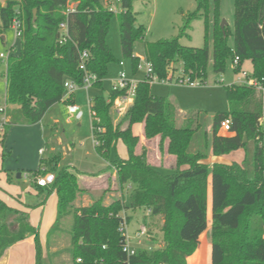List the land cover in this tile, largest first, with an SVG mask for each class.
Wrapping results in <instances>:
<instances>
[{
  "label": "trees",
  "instance_id": "1",
  "mask_svg": "<svg viewBox=\"0 0 264 264\" xmlns=\"http://www.w3.org/2000/svg\"><path fill=\"white\" fill-rule=\"evenodd\" d=\"M118 1L121 55L131 60L136 71L134 46L144 40L145 28L137 23L132 0ZM195 1L196 9L187 16L180 37L192 20L202 19L204 46L186 47L179 38L145 42L144 57L153 73L164 79L180 68L190 80L203 84L209 63L214 73L222 74L227 60L238 58L235 72L250 61V78L261 89L239 84L226 86L228 110L214 115L210 137L200 132L199 116L191 112L184 114L177 125L176 108L170 100L153 96L146 78L137 83L132 101L120 116H115L112 107L124 91L111 89L107 97H93L91 111L95 116L90 124L96 129L93 137L99 142L94 151L107 163V170H115L117 189L129 187L128 204L118 198L106 205L99 198L87 206L75 207L83 190L76 171L59 167V155L40 159L37 170L29 171L33 177H54L45 189L33 183L38 190L57 195L56 220L48 235L58 230L61 219L73 216L71 264H187L209 225L213 264H264V0H234L231 33L228 28H220V0ZM111 15L110 7H102L99 0H76L73 11L68 9V0H6L0 4V41L4 42L2 34L15 19L21 30L19 50L8 52L1 74L5 79L9 127L39 123L49 108L64 100V82L81 84V51L88 52L86 68L97 77L93 87L102 88L108 65L118 62L106 42ZM61 23L66 24L67 39L63 43ZM72 96L64 100L67 105L73 103ZM226 119L230 120V128L223 133L220 123ZM135 125L142 126L146 141L158 139V150L174 157L170 174L150 165L148 149L133 133ZM3 144L4 139L0 147ZM118 144L125 148V159L116 152ZM239 150L244 154L241 164L202 162ZM6 154L1 153L2 161ZM7 182L10 183V174ZM128 210H142L147 217L161 219L162 238L157 248L139 249L127 257L122 249L125 237L118 228L123 214L127 224L131 221L126 215ZM145 220L141 222L145 224ZM27 238H33L34 264H49L39 241V230L30 224L28 214L0 200V259ZM192 262L195 264V258Z\"/></svg>",
  "mask_w": 264,
  "mask_h": 264
},
{
  "label": "rangeland",
  "instance_id": "2",
  "mask_svg": "<svg viewBox=\"0 0 264 264\" xmlns=\"http://www.w3.org/2000/svg\"><path fill=\"white\" fill-rule=\"evenodd\" d=\"M6 0H0V4H4ZM219 16L220 21L225 22L224 28H228L229 32L233 31L234 25V0H220ZM102 7H110L112 11L108 34L106 37L107 45L118 62L108 65L107 75L102 80V88L98 89L91 87L87 92L84 88L79 87L72 96L73 103L80 108L82 116L80 119H72L68 121V114L66 110L67 104L63 101L57 103L47 110L42 120L39 122L41 147L43 149L42 159H47L52 155L60 156L59 167H69L77 172V174L96 173L103 169L108 172L105 167V162L98 157L94 151L93 138L91 133V124L89 117V106L87 98L91 100L95 96L102 95L107 97L112 89L114 81L117 79L120 72H124L128 79L134 81H142L145 78L143 70L144 58V43H153L160 40H170L179 38V43L186 47L202 48L204 46V21L202 19H194L189 23V27L185 31V35L180 37L187 21V16L193 13L196 9L195 0H132V10L136 16L137 23L145 28V37L142 42H138L134 46L133 55L138 58L136 64V71H133L132 62L130 59H125L121 55L120 39H119V13L121 11L118 0H99ZM76 0H68V9H74ZM221 24V23H220ZM4 42L0 41V54L6 56L12 49L15 52L19 50V38L16 36V29L12 25L2 34ZM228 44L232 45V37L228 36ZM122 62L123 66L119 63ZM141 64V65H139ZM242 65V71L249 72L250 61H245ZM141 68V69H140ZM5 71L4 61L0 63V104L4 102L5 98V79L1 76ZM179 72L177 68L172 76H176ZM169 74V75H170ZM187 80V79H185ZM237 74L234 72L233 63L228 59L225 64V71L222 74H216L212 71L209 63L206 69V81L198 86L163 84L160 81L150 83V92L155 97H163L171 101V104L186 114L191 112L197 117L198 123L201 125L200 132L208 133L210 137L213 118L216 113L226 112L228 104L226 101L225 87L230 85H238ZM263 109H262V128L264 131V91H263ZM70 100L66 98L65 100ZM113 113L115 116H120L121 112L113 105ZM184 114L177 112V125ZM134 131L139 132V125L134 126ZM16 137L14 144H12V153L6 152V159L10 158L12 163L19 168L30 169L35 168L38 160H35V143H37L38 136L34 138L27 137L23 134L24 130L21 126L16 127ZM224 133V132H223ZM262 146L264 147V132L262 137ZM148 148V161L151 166L159 168L163 174H170L173 171L174 160L170 159L164 152L158 150V139L144 143ZM144 146V145H143ZM122 145L119 144L116 152L119 155L122 153ZM2 147H0L1 154ZM9 151V150H8ZM124 152V151H123ZM211 157L202 161L210 164ZM1 164V157H0ZM97 173L95 177L103 175L104 172ZM112 171V169H111ZM22 173V179H17V174H10L11 187H15L19 192H23L30 184H33L34 178L29 172ZM28 177L24 179V175ZM79 176V175H78ZM38 177V176H37ZM82 177V175H80ZM116 188L114 189V187ZM114 189V190H113ZM90 196L102 198L104 204L111 203L118 198H124L125 204H128L130 190L125 186L122 190L117 189V183L109 180L105 186L94 192ZM78 197V196H77ZM209 199V224L211 223L210 210V195ZM78 203L74 202V205ZM76 207V206H75ZM32 209V208H30ZM131 221L127 225V235L130 238V247L134 250L157 248L160 245L162 233L160 231L162 221L160 218L147 217V212L142 210H128ZM146 218V223L141 221ZM73 223V216H67L59 222L58 230L70 238L71 227ZM144 226L146 229L145 237L138 238L136 232L139 227ZM29 249L20 251L21 255L18 260L13 259L9 264H33L28 258L27 253ZM19 255V253H18ZM67 257V256H66ZM15 259V260H14ZM49 260V259H48ZM66 264H71V258L62 261Z\"/></svg>",
  "mask_w": 264,
  "mask_h": 264
},
{
  "label": "crops",
  "instance_id": "3",
  "mask_svg": "<svg viewBox=\"0 0 264 264\" xmlns=\"http://www.w3.org/2000/svg\"><path fill=\"white\" fill-rule=\"evenodd\" d=\"M244 65L245 64H243V66ZM249 67H250L249 69L250 71L248 73H251L252 72L251 63ZM177 112L178 114L181 115L184 114V112H181L180 109H178ZM17 126L22 127L21 129L24 130L23 134L27 137L35 139V137L38 136L37 139L38 142L35 143V146L37 144V147L35 149V155H36L35 160H38V164L35 168L23 169L16 167L12 163V160L10 158L5 159L4 161L1 160L0 200L4 202L7 206L26 212L28 214L30 224L33 227L38 228L39 230V241L43 249L44 258H47V260L49 259L48 260L49 264H66L63 263L62 261L66 260L67 258L68 259L71 258L69 252L71 247V236L69 238L63 233L62 230H57L51 233L50 235H48L50 229L53 227L56 220V214H57L56 193L48 192L46 190L43 191L38 190L32 183L30 184L29 188L27 187L21 193L18 191L17 188L11 187V185L7 183L8 173H11L13 175L20 174L19 179H22L23 178L22 173H18V172H29V171L37 170L39 166V160L42 159L41 157L43 156V149L40 143L41 135H40L39 123L31 126L13 125L8 127L6 131V136L4 137V144L1 153L9 152V154H11L13 152L11 145L14 144ZM134 128L135 127L133 126V133L140 138L141 144L147 148V146L144 144L146 140L144 139L142 134V126L139 125L138 133L134 131ZM117 146H119V144ZM118 156L122 159L126 158V151L124 147L122 148V153H120ZM168 157L174 160L173 156L168 155ZM243 159H244L243 151L239 150L236 152H232L229 155H225L221 157L211 156L210 163L231 164L232 162H236L238 164H241ZM105 164H106L105 167L107 168V163L105 162ZM101 171H103V169H101L96 173H87L85 174V176L83 174H79V173L77 174L79 184L83 192L79 194L77 197L78 203L75 205L76 207L87 206L90 203H92L94 200L100 198V197H95L96 199H94L92 196H90L91 192L89 191V189L96 192L102 186L104 187L105 183H107L110 179L116 183V172L114 169H112V171L107 170L108 172L103 171L104 172L103 175H100L99 177L98 176L95 177V175L97 173H100ZM80 175H82V177H80ZM115 188L116 186L114 187V189ZM126 215L129 216L128 212L126 213ZM209 229H210V225L207 228V230L199 237L198 247L195 253L187 259V264H193L192 262L193 258H195V264H213L212 254L214 247L210 244L208 240ZM24 249L30 250V252L27 253V256H29L28 258L34 264L35 250H34L33 238H27L26 240L11 247L8 251L4 253L2 258L0 259V264H9L11 259H13V255L15 259L18 260L19 256L21 255L20 251H23ZM21 257L23 258V255H21Z\"/></svg>",
  "mask_w": 264,
  "mask_h": 264
},
{
  "label": "built area",
  "instance_id": "4",
  "mask_svg": "<svg viewBox=\"0 0 264 264\" xmlns=\"http://www.w3.org/2000/svg\"><path fill=\"white\" fill-rule=\"evenodd\" d=\"M71 11H73V9H70ZM111 11V9H110ZM12 25L14 26V28L16 29V36L17 38L20 37L21 35V30H20V22L15 19L12 23ZM60 32H61V39H60V43H63L66 41L67 39V34H66V24L65 23H61L60 26ZM8 58V54L3 55L0 54V59L3 61H6ZM89 59V54L87 51H81L79 53V65H78V69L83 73V77H82V82L81 84H76L72 81H66L64 82V89H65V95H64V100L66 98H70L72 95H74L75 91L79 88L82 87L84 88V90L87 92L91 87H93L94 83L97 81V77L95 74L90 73L87 68H86V63ZM143 70L145 72V78L148 79V81L151 82H161V83H165V84H171L172 82L174 84H178V85H189V86H198L201 85V83H199L198 81L195 80H190L188 78V76L179 68V72L177 73L176 76H172V74H168L166 78L164 79H160L158 78L154 73H153V68L152 65L145 59V57L143 58ZM233 68H234V72L235 70L239 67V59L235 58L233 60ZM120 66H123V63L120 62L119 63ZM141 65V64H139ZM242 66L240 67L238 72H235V74H237V81L241 82L238 83L240 85H247V86H254L255 88H257L258 90H260V86L259 84L250 78V74L251 73H247L245 71H242ZM141 69V68H140ZM187 79V80H185ZM137 81H134L132 79H128L126 74L124 72H120L117 79L114 81L113 85H112V90L113 91H124L125 94L119 98H117L113 105L115 107L118 108V110L121 112V110H124L126 108V106L132 101L133 97H134V93H135V89L137 86ZM87 103L89 106V117H90V122L92 119H94V112L91 111V106H92V100L90 98H87ZM66 110H67V114H68V120H72V119H80V117L82 116V112L80 110L79 107H77L74 103L68 104L66 106ZM9 127V118L7 115V105L3 102L2 104H0V141H2L5 137L7 128ZM230 128V120L226 119L224 121H222L220 123V130L221 132H228ZM94 129L91 126V133H92V138H93V144L94 147L99 145V142L94 139L93 137V132ZM28 175H24V178H27ZM54 181V177L52 174H47L45 176L42 177H35L33 183L42 188L45 189L48 186H50ZM127 222H126V217L123 214L122 215V221L119 225L118 228V232L120 234H122L125 239H124V246H123V251L125 252V254L127 255V257L133 256L136 252V250L132 249L129 245L130 243V238L127 235ZM146 229L144 226H141L138 228L137 232H136V236L138 238L140 237H145L146 234ZM78 262H80V260H78Z\"/></svg>",
  "mask_w": 264,
  "mask_h": 264
},
{
  "label": "water",
  "instance_id": "5",
  "mask_svg": "<svg viewBox=\"0 0 264 264\" xmlns=\"http://www.w3.org/2000/svg\"><path fill=\"white\" fill-rule=\"evenodd\" d=\"M34 16H35V14H36V11L34 10ZM224 26H225V22L223 21V22H221V24H220V28H221V30L223 31V29H224ZM2 39H4V37H2ZM244 141H246V138H244ZM20 178V174H18L17 175V179H19Z\"/></svg>",
  "mask_w": 264,
  "mask_h": 264
}]
</instances>
